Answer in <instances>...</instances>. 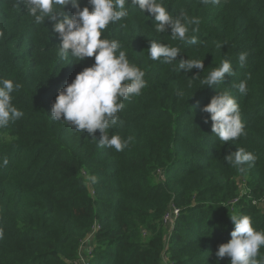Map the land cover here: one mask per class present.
Here are the masks:
<instances>
[{"label": "trees", "instance_id": "obj_1", "mask_svg": "<svg viewBox=\"0 0 264 264\" xmlns=\"http://www.w3.org/2000/svg\"><path fill=\"white\" fill-rule=\"evenodd\" d=\"M163 3L173 16L200 18L189 28L196 44L173 40L170 28L156 33L154 17L131 4L129 16L102 34L121 42L147 81L140 96L123 101L117 125L109 129V135L132 137L117 152L98 146L99 130L77 132L51 118L58 91L94 57L61 60L52 21L36 25L21 0H0V78L22 85L12 95L24 113L0 129V162L8 160L0 166V264H74L94 224L99 228L88 264H229V257L215 255L231 238L229 215H249L253 227L264 230V207L252 204L264 193V0ZM65 12L74 9L66 6ZM152 40L179 47L177 59H202L205 69L185 73L174 70L178 61H153ZM242 52L248 53L244 66L238 62ZM225 58L235 74H225L217 89L201 86ZM241 81L245 94L234 88ZM225 90L240 106L246 134L221 144L202 108ZM241 147L256 156L243 173L225 161ZM87 176L96 182H85ZM241 182L247 192L239 197ZM170 205L179 214L168 231L163 215Z\"/></svg>", "mask_w": 264, "mask_h": 264}, {"label": "clouds", "instance_id": "obj_2", "mask_svg": "<svg viewBox=\"0 0 264 264\" xmlns=\"http://www.w3.org/2000/svg\"><path fill=\"white\" fill-rule=\"evenodd\" d=\"M27 14L36 25L43 24L45 18L52 21V30L58 34L60 43L57 55L61 60L69 56L76 62L87 57H94V63L78 72L74 79L58 91L51 106V118L69 124L77 132L87 131L89 134L100 132L99 147L114 148L117 152L128 147L132 137L122 139L119 134L109 135V129L117 125L118 113L124 108L123 101L131 100L142 94L147 86L145 72L130 63L126 51L122 50L117 39L102 38L109 25L123 21L129 16L126 5H137L141 13L154 17L156 33H165L171 29L173 40L178 39L185 44H196L197 37L190 35V26H199V17H189L186 13L173 16L164 6L163 0H87V5L81 7V0H21ZM201 3L219 4L220 0H201ZM88 5L91 6V10ZM66 6L74 9L72 15L65 12ZM198 31L192 27L191 32ZM4 33L0 32V38ZM227 45V41L218 42L217 49ZM181 49L152 40L148 55L153 61L170 64L178 61L175 71L185 73L193 68L205 69L202 59H177ZM247 52L238 55L240 66L247 63ZM69 63V62H68ZM66 63V64H68ZM225 74L233 76L232 62L225 58L218 66L213 67L200 79L201 86L217 89L222 84ZM198 76V75H197ZM195 76V77H197ZM200 86V87H201ZM22 85L11 79L0 78V129L6 128L11 122L20 119L24 113L13 103L12 93ZM240 93L247 91L246 81L234 85ZM178 95L183 96L180 91ZM203 112L210 114L211 129L221 144L236 141L245 135L244 123L241 119L240 106L230 90L219 91L210 102L203 106ZM208 119L205 118V123ZM226 163L243 173L244 165L251 167L256 161L254 153L238 148L225 156ZM7 159L0 162L6 166ZM85 182H96L95 176H87ZM210 204V203H209ZM233 229L230 240L218 245L216 257H229V264H264V230L253 227L249 215L233 212L229 215ZM4 230L0 228V239Z\"/></svg>", "mask_w": 264, "mask_h": 264}, {"label": "built area", "instance_id": "obj_3", "mask_svg": "<svg viewBox=\"0 0 264 264\" xmlns=\"http://www.w3.org/2000/svg\"><path fill=\"white\" fill-rule=\"evenodd\" d=\"M247 192V188L245 187V185L242 184V182L239 185V197H241L242 195H245V193ZM252 204L256 205L258 207H264V193L258 197V198H253L252 199ZM179 214V209L176 208L174 205H170L168 207V210L165 212L163 219L165 221L167 220H172L174 218H176ZM98 225L94 224L92 226L91 231L87 234V236L84 238V240L82 241L81 245H80V249L81 246L86 242V240H91V245H89L88 247V252L86 253V255L84 256V258H82V256L80 255V249H79V257L76 261H74V264H88V257L92 251L93 248V235L94 233L98 230Z\"/></svg>", "mask_w": 264, "mask_h": 264}, {"label": "rangeland", "instance_id": "obj_4", "mask_svg": "<svg viewBox=\"0 0 264 264\" xmlns=\"http://www.w3.org/2000/svg\"><path fill=\"white\" fill-rule=\"evenodd\" d=\"M161 173V172H160ZM237 199H235L234 201H236ZM168 210V209H167ZM166 210V211H167ZM165 214V213H164ZM164 216V215H163ZM177 218V217H176ZM172 219V220H167L165 221L163 219V226L165 227L166 230L170 231L172 226H173V223L175 222V219ZM144 233H147V232H144ZM167 239H168V234H167ZM167 239L165 240V247H167ZM89 245H91V240H86V242L81 246V249H80V255L82 256V258H84V256L86 255V253L88 252V247ZM165 250V249H164ZM166 256V255H165Z\"/></svg>", "mask_w": 264, "mask_h": 264}]
</instances>
